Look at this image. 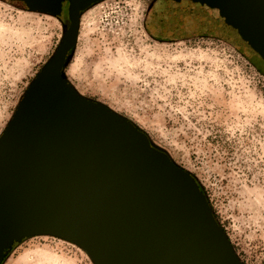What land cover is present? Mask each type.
<instances>
[{"label":"water","instance_id":"water-1","mask_svg":"<svg viewBox=\"0 0 264 264\" xmlns=\"http://www.w3.org/2000/svg\"><path fill=\"white\" fill-rule=\"evenodd\" d=\"M69 25L0 137V264L16 242L52 235L94 264H246L191 172L135 123L66 75L82 15L104 0H11ZM154 23L216 32L264 60V0H161Z\"/></svg>","mask_w":264,"mask_h":264},{"label":"rangeland","instance_id":"rangeland-1","mask_svg":"<svg viewBox=\"0 0 264 264\" xmlns=\"http://www.w3.org/2000/svg\"><path fill=\"white\" fill-rule=\"evenodd\" d=\"M156 1L104 0L85 10L66 75L191 172L240 258L264 264V76L242 52L251 50L222 35L154 27ZM66 9L56 17L0 0V137L57 49ZM3 264L94 262L70 241L35 235L16 242Z\"/></svg>","mask_w":264,"mask_h":264},{"label":"flooded vegetation","instance_id":"flooded-vegetation-1","mask_svg":"<svg viewBox=\"0 0 264 264\" xmlns=\"http://www.w3.org/2000/svg\"><path fill=\"white\" fill-rule=\"evenodd\" d=\"M11 2H17V1H11ZM160 2H161V0H157L155 2V4L152 6V11L150 14V20L149 21L153 23L154 27H157L156 24L154 23L153 19H154L155 14L157 13V11H159ZM67 4L68 3H64V5H66V6H67ZM158 32H160V31H158ZM158 32L154 31L153 29L149 30V34L155 38H162V39L166 38L163 35H161V33H158ZM216 34H217L216 32H212V33H203V34H199V35H195V36H206V35H216ZM187 36L188 35H182V37H187ZM246 48H248V47H246ZM248 49L252 51L251 54L246 53L244 50H242V52L248 57L250 63L264 76V60L253 49H251V48H248Z\"/></svg>","mask_w":264,"mask_h":264},{"label":"trees","instance_id":"trees-1","mask_svg":"<svg viewBox=\"0 0 264 264\" xmlns=\"http://www.w3.org/2000/svg\"><path fill=\"white\" fill-rule=\"evenodd\" d=\"M65 3H67V2H65ZM66 7H67V6H66ZM26 8H27V7H26ZM28 9H29V8H28ZM63 12H64V11H63ZM65 12H67V9L65 10ZM62 14H63V13H62ZM58 17H60V16H58ZM157 39H159V40H164V39H162V38H157ZM165 39H166V38H165ZM72 51H73V50H72ZM72 51H71V52H72ZM71 52H70V53H71ZM201 186H202V185H201ZM202 189H204L203 186H202Z\"/></svg>","mask_w":264,"mask_h":264}]
</instances>
